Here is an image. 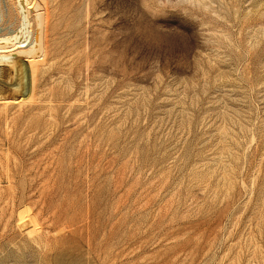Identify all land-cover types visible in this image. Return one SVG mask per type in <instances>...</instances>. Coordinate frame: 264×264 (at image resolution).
Instances as JSON below:
<instances>
[{"label": "rangeland", "instance_id": "obj_1", "mask_svg": "<svg viewBox=\"0 0 264 264\" xmlns=\"http://www.w3.org/2000/svg\"><path fill=\"white\" fill-rule=\"evenodd\" d=\"M38 1L44 54L0 64V264H264V0Z\"/></svg>", "mask_w": 264, "mask_h": 264}, {"label": "bare ground", "instance_id": "obj_2", "mask_svg": "<svg viewBox=\"0 0 264 264\" xmlns=\"http://www.w3.org/2000/svg\"><path fill=\"white\" fill-rule=\"evenodd\" d=\"M38 2L0 0V22L6 23L0 26V29H5L0 33L1 65L19 58L35 61L44 54L45 15Z\"/></svg>", "mask_w": 264, "mask_h": 264}]
</instances>
